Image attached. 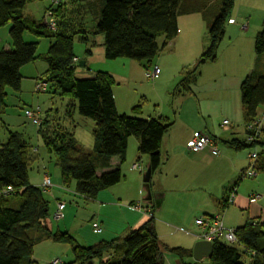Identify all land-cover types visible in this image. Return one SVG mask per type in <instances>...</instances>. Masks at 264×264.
<instances>
[{
	"label": "trees",
	"instance_id": "1",
	"mask_svg": "<svg viewBox=\"0 0 264 264\" xmlns=\"http://www.w3.org/2000/svg\"><path fill=\"white\" fill-rule=\"evenodd\" d=\"M34 1L0 0V29L12 23L9 35L14 48L0 50V106L5 103L9 88L16 93L21 91L23 81L21 70L37 61L38 44L25 43L23 39L25 32L30 31L39 37H50L52 34L53 37L50 38H53V42L45 57L52 81L56 83L60 93L68 97L78 114L91 119L96 126L92 156L79 149L71 132L65 126L64 132L54 131V141L49 138L50 134L46 132L51 121L57 117L59 120L62 119L58 111L50 113L54 114L53 117L48 116L50 120L41 116V126L35 127L39 128V134L47 149L54 152L63 178L76 181L78 195L96 199L102 191L119 184L123 173L120 166L98 175L95 161L105 159L104 165L117 156L123 164L131 138L138 141L140 157L149 158L153 177L161 165V146L169 125L162 120L120 114L113 92L115 80L110 74L98 72L93 77H78V67L74 65L76 60L74 38L64 32L58 33L60 23L56 19L63 4L69 0H60L59 5L50 0L51 6L48 11L53 13L56 20V32L47 28L46 15L42 22L25 19L22 16L24 8ZM233 1L103 0L95 30L93 29L92 34L83 36L82 40L89 43L91 38L103 36L107 61L131 60L147 63L149 65L147 68L150 69L157 65L154 61L160 52L178 36L179 19L184 16L201 15L209 26L210 44L200 58L199 68L217 60L220 46L226 36V26L232 17ZM254 49L256 55L264 56V24L255 38ZM89 53L92 55V51ZM194 74V71L190 72L182 81L183 88H188L194 81L192 80ZM240 95L246 135L245 139H234L228 144L240 152L249 148L255 149V152L249 154L251 165L241 176V180H246L251 179L245 178L250 170H254L256 176L264 171V152L259 155L256 151L258 147H264V73L254 72L247 76L241 83ZM135 113L140 114V111L135 109ZM255 121L261 125L259 137L256 142L248 143V137L252 135L249 127ZM231 128L232 125L225 131L228 132ZM211 138L218 146L219 156L221 154L219 139ZM34 152L38 153V149ZM254 153L257 155L256 160L251 159ZM46 192L49 191L42 186L39 188L30 183L28 146L25 140L17 133H10L8 141L0 146V264H41L34 259V245L44 239L70 246L74 256V262L71 264H89L94 261L100 264H164L163 254L168 248L159 240L153 225L155 212L159 210L155 203L146 202L147 206L144 208L150 210V213L140 214L146 216L148 220L140 228L132 231L125 240L84 247L69 233L52 232L45 226L50 211L49 204L44 199ZM233 193L236 198V187L231 190L222 209L234 204L235 199L230 200ZM254 195L259 194L253 193L250 200ZM260 196L262 200V195ZM211 215L214 214L202 215L196 220ZM31 231L40 234V238L37 240L35 236H31ZM236 235L239 246L215 243L214 256L208 264H245L242 257L245 254L249 255L251 251L257 252L256 257L252 258V264H264V225L249 222L237 228ZM239 248H243V253ZM171 252L182 260L193 258V251L176 248ZM60 262L62 264V261Z\"/></svg>",
	"mask_w": 264,
	"mask_h": 264
},
{
	"label": "crops",
	"instance_id": "2",
	"mask_svg": "<svg viewBox=\"0 0 264 264\" xmlns=\"http://www.w3.org/2000/svg\"><path fill=\"white\" fill-rule=\"evenodd\" d=\"M238 16V13H236V16L232 15L231 20L228 22L226 36L220 46L218 58L215 62H208L198 68L200 58L210 44V38H208L209 26L208 24L205 25L207 21L201 15L181 17L179 19L178 36L168 43L167 47L160 52L154 61L160 67V75L156 80L159 82L153 87L154 91H157L158 87L161 88L160 85L164 78H169L167 86L170 83L178 84L180 78V84L182 85V81L186 76L190 72H195L192 78L194 81L188 88L181 86L182 91L180 90L179 92H177L179 85L168 88V90H172L169 91L170 101L167 103L169 111L164 108L165 103L162 104L160 101H156L152 105L154 109L148 111L149 119L162 120L169 125V130L162 141L161 165L152 177V181H155L153 194H162L164 196L162 206L159 210H156L153 222L155 231L162 244L164 241L162 238L165 237L164 234L167 231L191 235L194 237V242H199L200 231L195 224L196 218L200 217L197 216L199 213H203V215L221 213L223 203L234 187L237 188L234 204L240 207L243 206V200L247 197L243 192V185H245L246 180H241V176L251 165L250 153L246 154L247 151H236L228 143L234 139H245V116L241 103L240 86L250 74L254 72L264 73V56L256 55L254 49L255 38H248L247 27L239 23ZM201 30L203 39H200L199 42V40H196V36ZM89 43L92 44L93 51L90 57L92 61L95 59L94 49L97 47L99 48L100 57L105 59L104 37L99 36L96 39L93 37ZM178 52L187 55L190 59L178 58ZM223 63L227 64L228 67L224 68ZM36 64L37 61L21 70L22 84L26 78L32 79L36 83V80L41 77L37 75L27 77L28 73H25L27 68ZM143 64L139 63L131 73L132 64L124 61L120 65L123 69H128V71H123L120 74L119 71L108 69L109 71L104 72L114 78L115 85L140 84V77L146 78V73H144L145 76L142 75ZM219 67H222V69ZM230 67L234 69H230ZM195 69L197 71L200 70V72L195 71ZM77 75L78 77H85L80 70ZM135 77H138L137 80ZM132 78L135 81H132ZM113 92L118 112L122 114L115 88H113ZM67 107L68 104L63 107L62 116H65V120H63L74 123L73 119L76 118V113L78 112L74 109V111L69 113ZM58 113L60 115L59 111ZM53 115L49 113L45 117L50 120L51 118L48 116L53 117ZM221 119L222 121L220 122ZM224 120H228L232 125L231 130L228 132L221 127ZM200 135L218 138L221 145V154L214 156L208 150L202 152L190 151L188 148L189 142ZM133 141V138L129 141L126 157L133 153V147L137 148L136 156L139 162L143 164L142 160L145 161L148 169L149 158L140 157L138 141L136 139L135 142ZM90 155L94 156V151ZM104 160L101 158L95 161L98 166V175L120 166L122 168L124 164H121V159L117 156L111 158L108 164L105 162L103 165ZM129 189L130 191H126L124 197L120 199L125 200L127 205L123 206L122 202L118 205L110 203L111 207L119 209L120 213L117 214L116 211L112 213L109 210L106 212L104 209L107 206L100 208L98 205V213L93 219V223L97 222L100 224L103 229L102 234H97V232L88 233L82 226H77L75 229L73 224L67 222H64L63 225L59 224L57 231L69 233L84 247L95 246L102 242L109 243L125 240L132 231L140 228L148 220L146 216L129 208L134 202L147 206L144 201L145 197L141 200L140 187ZM252 194L249 195V200ZM101 195L103 194L99 193L96 199H86H88V202L97 205L96 202L102 198ZM250 202L252 201L250 200ZM132 213L140 215L145 221H134ZM249 222L264 225L255 221L249 212L240 214L238 221L233 225L229 224L227 227L228 229H237L247 225ZM35 237L38 240L40 234ZM43 243L46 246L41 247L40 245ZM57 244L51 239H44L42 242L37 241L34 245V259L41 264H51L55 260L62 261V264L73 263L74 256L71 247L63 248V246L59 247ZM52 250H56L58 253L55 254ZM163 258L164 264H167L164 254ZM93 264L100 263L94 261Z\"/></svg>",
	"mask_w": 264,
	"mask_h": 264
},
{
	"label": "rangeland",
	"instance_id": "3",
	"mask_svg": "<svg viewBox=\"0 0 264 264\" xmlns=\"http://www.w3.org/2000/svg\"><path fill=\"white\" fill-rule=\"evenodd\" d=\"M102 2L103 0H81L77 2H72L69 0L66 4L64 3L60 13H58V18H56L59 20L58 23H60L58 24V33L60 34L61 32H64V34L74 38V54L76 56L74 65H77L78 71L80 70L83 75H85V77H93L98 72L109 71L108 69H114V71H119V73L122 74L123 71H128V69H123L120 65L124 61H128L132 64V67L130 68V72L132 73L139 63L123 59L118 61H107L104 59V57H100L98 47L94 49L95 59L92 61L90 58L92 55L89 53V51H93L92 44L82 40L83 36L89 33L92 34L93 29L95 30L99 21L98 12ZM50 6V0H35L24 8L22 11V16L25 19L42 22L44 16L48 14V9ZM236 13L239 14V23L242 25L244 24L247 27L246 30H248V32L246 33L248 38H256L261 32L264 24V0H234L232 15L236 16ZM97 17L98 19L96 20ZM206 24L208 23H205V25ZM11 27L12 23L0 29V50L14 49L9 35ZM49 36L53 37L52 34ZM89 36L90 35H88V37ZM50 37H39L30 31H26L24 34L23 39L25 43L38 44L37 64L31 65L25 70V73H28L27 77H30L31 75H37L44 78L43 80L47 82L48 89L46 92L37 94L36 83H34L32 79L28 78L24 80L19 93H16L10 88L8 89V97L6 98L4 105L0 106V146L8 141L10 133H17L21 135L28 146V170L31 185L40 188L44 175L47 174L51 177L54 187L51 189V191L44 193V199L46 202H48L50 209L45 221V226H47L49 230L52 232L57 231L59 224L63 225L64 222H67L69 224H73L75 229L77 226H82L86 232L95 233L96 231H94L95 229L93 227V219L97 216L99 208L98 205L100 208L102 206H107L104 209L106 212H108V210L112 213L113 211H116L118 214L121 211L119 212V209L114 208L113 206L111 207L110 203H116L118 205L120 202H122L123 206L127 205L125 200L120 199L124 197L126 191H130L129 188L140 187L139 192L142 193L141 200L146 196V192L143 187L144 174L133 171L132 169V165L136 162H139L136 156L137 148L135 149L133 147V153L129 155V157H126V160L121 168L123 173L121 182L110 189L102 191V198L96 202L97 205L95 203L88 202V199L76 193V181L73 179L66 180L63 178L54 152L47 149L39 134V128L29 123L25 116V111L38 105L42 109L43 118L51 112L54 113L55 111H59L62 119L59 120V117H57L51 121L50 128H48L46 132L47 134H50L49 138L54 141V131L59 130L64 132L65 126V128L71 132L79 149L85 154H91L94 151L96 126L91 119L84 118L78 113H76V118L73 119L74 123H69L70 121L68 120L64 121L65 116H62L64 105L68 104L67 111L69 112L74 111V108L71 106V102L69 101L68 97L60 93L56 83L52 81V76L49 73V66L45 60V57L47 55L49 46L53 42V38ZM200 39H203L202 30L196 36V40H199L200 42ZM178 58H184L186 60L190 59L187 55L181 54L179 52ZM81 62H85L87 64L85 66H81ZM148 66L149 65L147 63L143 64L141 69L143 76H145L144 73H146ZM223 67L225 68L228 66L227 64L223 63ZM219 68L222 69V67ZM230 69L234 68L230 67ZM197 72H200V70ZM137 78L138 77H135L136 80ZM135 79L132 78V81H135ZM37 80H39V78ZM167 80H169V78L163 79L162 84L160 85L161 88L158 87L157 91H154L153 87H155L156 83L159 81L150 82L145 77H140V84H116L114 88L122 114L149 119L148 111L150 109H154L152 105L156 101H160L162 104L165 103L164 108L166 111H169V106L167 103L170 101L169 91L172 90H168V88L179 85L177 91L179 92L180 90L182 91L183 86L180 84L181 78L178 81V84L170 83L169 86H167ZM135 109H138L140 114H136ZM221 121L222 119L220 122ZM133 140V142H135L134 138ZM35 149H38V153L34 152ZM246 151V154H249L255 152V149L249 148ZM256 151L260 155L264 152V147H258ZM246 154L244 155L246 156ZM142 162L144 164L143 169L145 171L147 169V164L143 160ZM154 183L155 181L151 180L150 184L152 193H154ZM243 186V192L247 196L243 200V206L240 207L237 204H233L222 210L224 214L218 213L220 216H225L224 221L226 227L229 224L233 225L236 223L240 214H247L249 212L255 221L264 224V171H261L254 178L246 179V183ZM251 193L262 195L263 200L258 203L250 202L248 197ZM15 199H17V197ZM59 201H62L66 204L65 218L61 221V223L56 222L54 219V213ZM137 204H139V202L133 203V205ZM202 215L203 213H199L197 216ZM132 217L134 221H145V219L141 218V216L138 214L132 213ZM172 232L167 231L164 234L165 237L162 238L164 240L163 244L168 248L164 251V257L167 264H208L209 261L197 263L193 260V258H186L182 260L174 255L171 250L176 248L182 249L184 251H193L196 242H194V237L191 235H186L181 232ZM36 235L37 233L35 231H31V236L34 237ZM103 235L96 236L102 237ZM57 245L59 247L63 246V248L69 247L66 244ZM40 246L43 247L46 245L43 243ZM52 251L55 254L58 253L56 250ZM240 251L243 253V248H241ZM242 261L245 264H252V258L246 254L243 255Z\"/></svg>",
	"mask_w": 264,
	"mask_h": 264
},
{
	"label": "built area",
	"instance_id": "4",
	"mask_svg": "<svg viewBox=\"0 0 264 264\" xmlns=\"http://www.w3.org/2000/svg\"><path fill=\"white\" fill-rule=\"evenodd\" d=\"M54 4H60V0H54ZM47 28L52 31L56 32L57 31V23L54 18V15L52 12L48 11V14H46V22H45ZM160 75V67L159 65H154L152 68L146 70V78L150 82H155ZM48 89L47 87V82L43 79L36 80V93H42L46 92ZM25 116L29 123H31L34 126L40 127L42 124V109L40 106L36 107H31L25 111ZM230 122L229 121H224L222 123V128L224 130H229L230 128ZM249 129L252 131V135L248 137V143H254L257 141L259 137V130L261 129V125L259 122H254L250 125ZM188 148L192 152H202L205 150H209L212 155L217 156L219 154V149L218 146L215 142L214 139H212L209 136L205 135H200L192 139L189 144ZM257 155L254 153L251 155L252 160H256ZM143 165L140 162H136L133 166L132 169L134 171L144 173ZM256 176V172L254 170H250L247 172L245 175V178H252ZM41 186L43 189L50 191L53 187L54 184L52 182V179L49 175L45 174L42 180ZM235 199V193L232 194L231 196V201ZM261 200L260 195H254L251 197L252 202H257ZM130 208L136 212L139 213H145L148 214L150 213V210L144 208V205L141 203L137 205H131ZM65 204L63 203H57V210L54 214V219L55 221L59 222L64 219L65 214ZM224 218L223 216H220L218 214H214L211 216H205L197 219L195 221L196 226L199 228L200 234H199V241H206L210 243H222L226 244L229 246H239V241L236 235V229H227L224 226L223 222ZM93 227L95 231L99 234L103 232V229L99 225V223L95 222L93 224ZM257 252L251 251L249 252V256L251 258L256 257ZM53 264H61L59 260H55Z\"/></svg>",
	"mask_w": 264,
	"mask_h": 264
},
{
	"label": "water",
	"instance_id": "5",
	"mask_svg": "<svg viewBox=\"0 0 264 264\" xmlns=\"http://www.w3.org/2000/svg\"><path fill=\"white\" fill-rule=\"evenodd\" d=\"M81 66H85V62L80 63ZM152 169L151 167H148L146 172L143 176V182H144V190L146 192V196L144 198L145 202H149L151 204L155 203L156 207L160 209L163 202V195L162 194H153L151 192V180H152ZM214 249L215 244L206 242V241H199L194 245L192 257L195 262L197 263H204L206 261H210L214 256ZM164 263V261H162ZM89 264H93V262H90Z\"/></svg>",
	"mask_w": 264,
	"mask_h": 264
}]
</instances>
